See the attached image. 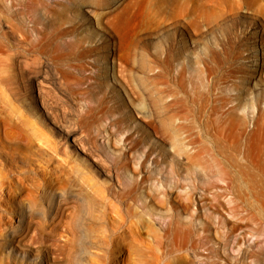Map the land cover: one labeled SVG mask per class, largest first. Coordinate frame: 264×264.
Instances as JSON below:
<instances>
[{"label":"rangeland","instance_id":"obj_1","mask_svg":"<svg viewBox=\"0 0 264 264\" xmlns=\"http://www.w3.org/2000/svg\"><path fill=\"white\" fill-rule=\"evenodd\" d=\"M26 1L0 0V238L7 231L18 230L19 215L28 213L25 224L42 222L47 232L53 230L51 237L43 240L47 245L43 242L39 250L52 247L58 264H140L126 244L116 245L135 223L142 246H152L141 252L142 264H264V0H177L180 17L172 16L169 22H161L159 0L133 5V11L125 15L128 17L115 21L112 17L117 8L121 10L132 0H122L115 7L106 6V0H91L94 10L88 20L66 14L69 23L64 26L92 36L93 43L83 45L84 58L63 62L48 53H34L35 57L29 51L27 58L19 57L21 70L5 69L1 61L5 48H15L16 39L9 28L17 22L27 25L30 31L29 42L22 44L25 48L41 36L45 39L43 29L49 27V19L73 0H43L42 10L40 7L37 12L44 21L33 18L36 5L31 7ZM75 37L64 36L59 41L72 42ZM182 44L188 49L185 55ZM108 52L114 59L113 85L109 77V81L103 79L98 62ZM195 55L205 59L215 74H231L226 96H240L245 112L228 115L234 124L218 122L223 137L197 133L201 134L200 143L187 142L192 147L189 152L197 145L211 149L207 148V156L187 158L188 163L180 167L169 159L179 143V125L186 123L179 110V95L191 100V81L195 83L194 74L204 68L195 64ZM42 61L49 63L48 69L40 70ZM35 74L39 78L32 86L30 77ZM179 76L188 87L186 91L179 90ZM238 76L256 78L257 90H251L246 82L238 84ZM142 78L146 84L140 83ZM135 108L141 109L139 115ZM69 132L75 140L84 141L85 154L76 151ZM236 144L243 152L234 151ZM91 159L111 171L113 179L97 173ZM203 161L217 166L203 167ZM115 175L121 179L119 185ZM83 177L104 190L105 208L79 188ZM208 186L207 197L202 199ZM181 191H192L190 203L181 199ZM72 193L74 200H81H71ZM80 194L87 195L84 201ZM174 220L179 230L172 227ZM188 225L192 228L189 234L185 230ZM76 226L85 237H80L81 249L64 244L67 236L73 238ZM154 231L155 238L151 235ZM3 258L2 264L25 263L15 257L8 259L7 254Z\"/></svg>","mask_w":264,"mask_h":264},{"label":"bare ground","instance_id":"obj_2","mask_svg":"<svg viewBox=\"0 0 264 264\" xmlns=\"http://www.w3.org/2000/svg\"><path fill=\"white\" fill-rule=\"evenodd\" d=\"M21 1V0H20ZM26 1V0H25ZM122 0H106L104 2V4L106 6H116L117 4H119V2L121 3ZM146 1L149 2V0H132L130 2L129 5H126L125 7H122L121 10H118L119 7L117 8V12L115 13V16L112 17L113 20L112 21H115L116 19L118 18H122V16L124 17L125 15H128V13H130V10H132L130 7L135 5V6H138V4H142V3H145ZM157 1V0H156ZM162 0H159L158 2V5L160 8H157V12L158 14L161 15V19L162 21L161 22H169L170 20H172V16L173 18L175 17H180V15L178 14L179 13V1L177 0H163L162 2H160ZM17 2V1H16ZM29 2L28 4L31 5V7H34L35 5L37 6V9H36V6H35V10H36V17H33L35 18L37 21H44V18L45 17H42L41 15H39V13L37 12V10H39V8L41 7V10H42V6L44 3L43 0H27L26 3ZM95 2V1H94ZM146 2V3H148ZM153 2V1H152ZM155 2V0H154ZM22 3H24L23 1L18 3L19 5H22ZM162 3V4H161ZM102 5V4H101ZM125 5V4H124ZM146 5V4H145ZM156 5V4H155ZM25 6V5H23ZM147 6V5H146ZM145 6V7H146ZM149 6V5H148ZM239 6V5H238ZM30 7V6H28ZM93 2L91 3V0H73L70 5L68 6H63V11H61L60 13H56L54 14V18L53 19H49L50 21V25L49 27H46L47 28H44L43 30L46 31V38L44 39V36H41L42 39L41 40H37V42H33L32 44H26L27 47L23 48L22 44L27 40V35H28V32L30 30H28V27H26L27 25H23L22 23L20 22H17L15 24L17 25H11L12 28H9L11 29L10 31L12 32V35L16 38L13 42V44L15 45V48H9L6 44L4 47L6 51V55L3 56V60H1L5 66V69H13L12 67H17V69L19 68L21 70V64L19 62V59L22 57H26L27 58V55L26 53L27 52H31V53H37V56H41V54L43 53H48V56L49 54L51 56H54L55 58H59V59H63V62H65L66 60L65 59H74V60H77V59H80L82 58L86 52H85V49L83 48V45L86 44L87 42H90L91 44L93 43V38L91 35H89L88 33H84L83 32H80V34L76 33L75 31V28L74 30H71L69 31V27L68 28H65L64 26H66L68 23H69V19L67 18L68 14L71 15L72 17L74 18H77V19H83L84 21L88 20L89 16L91 17L92 15V11L94 10L93 9ZM103 7V6H102ZM24 8V7H23ZM44 8V7H43ZM106 8V7H104ZM134 8V7H133ZM152 8V7H151ZM156 8V7H155ZM136 9V7H135ZM20 10V9H18ZM17 10V11H18ZM44 10V9H43ZM104 10V9H103ZM33 11V10H32ZM133 11V10H132ZM12 12V11H11ZM21 12V11H20ZM199 12V11H198ZM9 13V10L8 12ZM23 13V12H21ZM110 13V12H109ZM24 14V13H23ZM34 14V13H32ZM44 14V13H42ZM67 14V15H66ZM95 14V13H94ZM113 14V13H112ZM155 14V13H154ZM178 14V16H176ZM195 14V13H194ZM9 15V14H8ZM111 15V14H110ZM202 15V14H201ZM19 16V15H18ZM53 16V15H52ZM112 16V15H111ZM171 16V18H170ZM175 16V17H174ZM7 17V16H5ZM26 17V16H25ZM30 17V16H29ZM125 17H128V16H125ZM31 18V17H30ZM29 18V19H30ZM108 18V16H107ZM106 18V19H107ZM111 18V17H110ZM110 18L107 19L108 21H110ZM111 18V19H112ZM195 18V17H194ZM8 19V18H7ZM6 19V20H7ZM10 19V18H9ZM100 19V18H99ZM160 19V20H161ZM197 19V18H196ZM195 19V20H196ZM206 20V19H205ZM99 21V20H98ZM96 21V26L99 25V22ZM127 21V20H126ZM189 21V20H188ZM192 21V20H191ZM210 21V20H209ZM14 22V21H13ZM33 22V21H32ZM199 22V21H198ZM203 22V21H202ZM41 23V22H40ZM53 23V24H51ZM38 24V23H37ZM32 25V24H31ZM173 25V24H172ZM171 25V26H172ZM191 25V24H190ZM200 25V24H199ZM207 25V24H206ZM9 26V25H8ZM101 26V25H100ZM197 26V25H195ZM208 26V25H207ZM206 26V27H207ZM93 27V26H92ZM193 27V26H192ZM198 27V26H197ZM209 27V26H208ZM43 28V27H42ZM102 28V27H101ZM196 28V27H195ZM202 28V27H201ZM24 29H27V30H24ZM32 29V28H31ZM194 29V27L192 28ZM197 29V28H196ZM84 30V29H83ZM199 30V28H198ZM203 30V29H202ZM42 32V31H41ZM44 34V33H43ZM41 34V35H43ZM255 34V33H254ZM257 34V33H256ZM45 35V34H44ZM98 34H96L97 36ZM12 36V37H13ZM66 37V36H76L75 40H73L72 42L69 41V42H60V38L62 37ZM6 37V35H5ZM40 37V38H41ZM256 37V36H255ZM36 41V40H35ZM5 42V41H4ZM29 42V41H28ZM3 43V42H2ZM6 43V42H5ZM253 43V42H252ZM182 46H184V44H182ZM97 47V46H96ZM227 47H225L224 49L226 50ZM14 49V50H13ZM183 50V55L187 54L188 52V49L185 48V46L182 48ZM181 50V51H182ZM228 51V49H227ZM14 52V53H12ZM207 53V52H206ZM32 54V55H33ZM219 54V53H218ZM224 54V53H223ZM29 55V54H28ZM31 55V54H30ZM29 55V56H30ZM35 55V54H34ZM46 55V54H45ZM254 55H257V53H254ZM35 55V57H37ZM20 57V58H19ZM45 57V56H44ZM181 57V56H180ZM217 57V56H216ZM220 57V56H219ZM39 58V57H38ZM84 58V57H83ZM20 59V60H21ZM195 59H196V63L195 64H199L200 66H204V68L202 67L201 71H196V74L195 77H197V81L195 83H192L191 81V90L194 91V94L192 93V97H191V100H185V98L183 97H180L181 95H179V110L180 112H183L184 114V120H185V124H180L179 125V143L175 144V146L173 147L174 149V157L173 158H170L169 160H171V163L172 165L176 162L177 164H179V166H184L185 164L188 163L187 161V158H195L197 156H207L208 154V149H211L210 147H207L204 146V145H197L194 149L193 152H189L191 150L192 147H188V143L187 142H190L192 144H199L200 141H199V138H201V134H197V133H204L207 137V135H211V137L213 136L215 139L216 138H219L220 137H223L222 135L220 134H223L221 132L218 133V127L217 125H219L218 122L221 123H226L227 120L229 119L228 118V115H231L233 111H244L245 109V104L242 103L241 100H239L240 96L237 97L235 95V97L233 98L232 96L228 97L226 96L227 94V90L230 91V88L231 86L230 85H227L226 83L228 82V78H230L231 74L229 75L227 72L225 71H218L216 72V74L213 72V68L210 67L209 63L204 59L202 60L201 58H199L197 55H195ZM194 59V60H195ZM25 60V59H24ZM38 60V59H36ZM101 62L100 64L101 65V70L100 72L102 74H104V80L107 81L108 80V77L110 78V81L112 83V85L115 83V77H114V74H113V64H114V59L112 58V56L110 55V53H105V54H102V56L100 57V59H98V62ZM165 61V60H164ZM213 61V59H212ZM216 61V60H215ZM25 62V61H24ZM32 62V61H31ZM38 62V61H37ZM69 62V61H68ZM256 63H257V60H256ZM27 64V63H26ZM67 64V62H66ZM215 64V63H214ZM213 64V65H214ZM217 64V63H216ZM254 64V63H253ZM2 65V64H1ZM212 65V66H213ZM220 65V64H219ZM223 65V64H222ZM3 66V65H2ZM25 66V65H24ZM32 66V65H31ZM41 69H48L49 68V63L47 62H44L42 61L41 64ZM64 66L66 67V65L64 64ZM221 66V65H220ZM38 67V66H37ZM199 67V66H198ZM213 67H216V66H213ZM34 68V66H33ZM61 69H65L63 67V65H61L60 67ZM68 68V67H67ZM18 69V70H19ZM26 69V68H24ZM32 67L29 69L31 70ZM36 69V68H35ZM59 69V68H58ZM190 69V68H189ZM185 70V69H184ZM197 70H200V68H198ZM218 70V69H216ZM7 71V70H6ZM12 71V70H11ZM38 71V70H37ZM58 71V70H57ZM59 71H66V70H59ZM40 72V71H39ZM45 72V71H44ZM43 72V73H44ZM180 74H181V71H179ZM186 72V71H185ZM191 72V71H190ZM38 73V72H37ZM41 73V72H40ZM56 73V72H55ZM34 74V73H33ZM65 74V73H64ZM29 75V74H28ZM52 75V74H51ZM184 75V74H183ZM235 75V74H233ZM25 76V75H24ZM54 76V75H53ZM28 77V76H27ZM41 77V76H40ZM55 77V76H54ZM193 77V75H192ZM13 78V77H12ZM30 84H32V86L35 84V82L38 80L39 77H37V74L33 75L32 77H30ZM53 78V77H52ZM58 78V77H57ZM183 78V77H182ZM182 78L179 76V90L180 91H183L185 89H188V87L185 85V82L184 80H182ZM184 78H185V75H184ZM234 78V77H233ZM231 79V78H230ZM235 79V78H234ZM27 80V81H28ZM59 80V79H58ZM187 79H185L186 81ZM190 80V79H189ZM192 80V79H191ZM236 80L238 81V84H240L241 86L244 85V83L246 82V84H248V86H250V89L251 90H257V86H258V82L256 80V78L250 76L248 77V79L244 78V77H237ZM26 81V80H25ZM109 81V80H108ZM195 81V80H193ZM9 83V81H7ZM13 82V80H12ZM62 82V81H60ZM188 82V81H187ZM233 82H236V81H233ZM29 83V82H28ZM41 83V82H40ZM58 83V82H57ZM140 83H143V84H146L144 82V78H142L140 80ZM190 83V81H189ZM80 84V83H79ZM229 84V83H228ZM234 84V83H233ZM232 85V88L235 90L236 87H234V85ZM237 84V83H236ZM235 84V86H236ZM10 85V84H9ZM24 85V84H23ZM29 85V84H28ZM103 85V84H102ZM35 86V85H34ZM62 86V85H61ZM27 87V86H26ZM144 87V85H143ZM146 87V86H145ZM32 88V87H31ZM233 89H231V91H233ZM13 90V89H12ZM43 90V89H42ZM190 90V89H189ZM239 90V89H238ZM241 90V89H240ZM101 91V90H100ZM186 91V90H185ZM188 91V90H187ZM15 92V91H14ZM41 93V88L40 90H38V95ZM191 93V91H190ZM181 94V93H180ZM187 94V93H186ZM239 94V93H238ZM241 94V93H240ZM239 94V95H240ZM40 97V96H39ZM103 103V97L100 99L99 101V106H101ZM194 104L193 108H190L191 105H187V104ZM251 103L254 104V102L251 101ZM231 104V107L228 108L227 110L225 109V107L227 105ZM192 107V106H191ZM252 107V106H251ZM136 111L135 113L137 115L140 114V110L135 108ZM223 110L228 111L226 114H224ZM145 111H143L142 113H144ZM223 112V113H222ZM141 113V115H142ZM262 113V112H261ZM145 114V113H144ZM182 114V115H183ZM214 115H216L217 117H214ZM233 115V114H232ZM263 120H264V117H263ZM229 121V120H228ZM234 120H230L229 122L227 123H232L234 124L235 121L233 122ZM172 122V121H171ZM196 123V124H195ZM193 124H195V126H193ZM163 126V125H162ZM170 126V125H169ZM167 127V126H166ZM221 127V126H220ZM224 129V127H222ZM220 129V128H219ZM200 130V132H199ZM68 131V130H67ZM175 132V131H174ZM223 132V131H222ZM173 133V132H172ZM74 134L72 132H69L67 133V136L71 137L73 136ZM204 137V136H203ZM205 137V138H206ZM225 137V136H224ZM77 138V137H76ZM177 138V137H175ZM208 138V137H207ZM80 139V138H79ZM85 139V138H84ZM214 139V140H215ZM186 140V141H185ZM210 141H212L210 138H209ZM72 145H74L76 151H81V153L85 154V145H84V141L82 142L81 139L80 141L78 140H75L74 136H73V140H72ZM218 141V140H217ZM236 141V140H235ZM199 142V143H198ZM204 142V141H203ZM206 142V141H205ZM213 142V141H212ZM86 144V143H85ZM191 145V144H190ZM206 145V144H205ZM79 146V147H78ZM173 146V144H172ZM208 146V145H207ZM197 148V150H196ZM74 149V151H75ZM90 150V149H89ZM213 150V149H212ZM234 151L235 152H243L242 149H241V145L240 144H236L234 145ZM214 152V151H213ZM96 158V157H95ZM92 160V168L99 174L101 175H104L106 176L107 178H109L110 180L113 179V174L110 173L111 171L109 170H106V169H103L102 167H100L97 162H95V160L91 159ZM168 161V160H167ZM204 165L206 167H212V166H217V164L213 165L211 164V162H208V161H203V167ZM108 168V167H107ZM226 173V172H225ZM116 176V181H117V184L119 185V183L121 182L120 178L118 175H115ZM82 177V176H81ZM87 177V175H86ZM3 184V183H2ZM209 185V184H208ZM3 186V185H1ZM79 188L82 190V191H86L87 192V195H90L92 196L90 199L94 200L97 202V204H99L101 207L105 208V205L107 203V198L105 196V192L104 190H102L99 186H97L96 184H94V182L90 179H87L85 177L81 178L80 181H79V184H78ZM8 188V187H7ZM174 188V187H173ZM186 188V186L183 188V190ZM9 189V188H8ZM79 189V190H80ZM5 190V189H4ZM78 190V191H79ZM182 190V189H181ZM210 190L209 186L208 187H205V191L203 192V194L201 195L202 199L207 195V192ZM77 191V190H76ZM69 193V192H68ZM80 193V192H79ZM180 195H181V199L184 200L185 204L186 202L190 203V195H192V191H185V192H179ZM3 194V193H2ZM73 194V193H72ZM75 194V192H74ZM72 195L73 201H78V200H81L80 198H77L76 200H74L76 198L75 195ZM77 194V193H76ZM256 194V199L258 200L259 199V196H258V193H255ZM61 195V194H60ZM70 195V194H69ZM68 195V196H69ZM84 196V197H87ZM179 195V196H180ZM8 196V195H7ZM32 196V195H30ZM67 196V197H68ZM78 196V195H77ZM80 197L81 194L79 195ZM53 197V196H52ZM64 197V196H63ZM62 197V198H63ZM66 197V196H65ZM70 197V196H69ZM82 197V200L83 198ZM207 197V196H206ZM61 198V200H62ZM71 198V197H70ZM200 198V199H201ZM52 199V198H51ZM54 199V197H53ZM66 199V198H65ZM89 199V197L87 198ZM60 198H59V202L61 201ZM91 200V201H92ZM30 201V200H29ZM53 201V200H52ZM51 201V202H52ZM57 201V200H55ZM54 201V202H55ZM72 201V202H73ZM84 201V200H83ZM203 201V200H202ZM259 201V200H258ZM82 202V201H80ZM77 203V202H76ZM75 203V204H76ZM90 203V202H89ZM95 203V202H94ZM187 203V204H188ZM28 204V203H27ZM59 204V203H58ZM80 204V203H79ZM78 204V205H79ZM82 204V203H81ZM108 204V203H107ZM58 206H61V205H58ZM99 206V207H100ZM219 206V205H218ZM28 208V207H27ZM30 208V207H29ZM33 208V207H32ZM115 208V207H114ZM235 209V208H234ZM24 210V209H23ZM26 210V208H25ZM29 209H27L26 212H28ZM56 210V208H55ZM59 210V209H58ZM61 210V209H60ZM114 210V209H113ZM116 210V209H115ZM237 210V209H236ZM36 211V210H35ZM50 211V210H49ZM102 211V210H101ZM24 212V211H23ZM59 212V211H58ZM32 213V211H31ZM35 213V212H33ZM40 213V212H39ZM54 213V212H53ZM61 213V211H60ZM116 213V211H115ZM26 214V213H25ZM25 214L23 213L22 215H19L21 216V219L19 220V228L18 230H14V231H7L8 233L6 234V236H2L3 239L0 238V264H2V262L5 260V258H3V255L7 254V258L9 259V256L10 257H15V258H19V259H22L21 261H24L25 263L24 264H44V262L42 261V259L45 260V264H58L56 262H54V254H51V250L52 247L47 250V249H42V250H39V246L43 244V240H45V236L50 238L48 235H51L53 234V230L50 232H47L48 228L45 227V224L42 223V222H38V224L36 225H28V224H31V223H26L25 224ZM28 214V213H27ZM26 214V215H27ZM41 214V213H40ZM57 214V211L56 213ZM49 215V214H48ZM54 215V214H53ZM30 216V215H29ZM32 216V215H31ZM114 216V215H113ZM120 216V215H119ZM53 217H56V215H54ZM51 217V218H53ZM123 217V216H122ZM122 217H118L119 219H121ZM30 218V217H29ZM34 218V216H33ZM46 218V217H45ZM58 219H62L60 217H56ZM55 218V220H56ZM115 218H117L115 216ZM52 221V219H50ZM54 220V218H53ZM133 220V219H132ZM39 221V220H38ZM50 221V222H51ZM59 221V220H58ZM122 221V220H121ZM129 221V219H128ZM175 221V220H174ZM32 222V221H31ZM37 222V221H36ZM54 222V221H53ZM63 222V221H62ZM127 222V220H126ZM133 222V221H132ZM137 222V220H136ZM141 222V221H140ZM3 223V222H2ZM34 223V220L32 222V224ZM44 225H42V224ZM59 223H61L59 221ZM59 223L57 222V224L59 225ZM64 223V222H63ZM122 223V222H121ZM134 223V222H133ZM4 224V223H3ZM35 224V223H34ZM56 223H53V225H55ZM125 224V223H124ZM131 224V223H130ZM135 224V223H134ZM134 224H131L129 227H128V239L129 241H127V236L125 237H119L117 240L118 243H116L117 246H120L121 243H124L127 245L128 248L131 249L132 253L135 255V257L133 256L134 259L138 260V262L140 264H142L141 262V252H143V250L145 251L146 249H152V246L148 243H145L146 246H142V242H143V239L140 237V233L135 229V225ZM140 224V223H139ZM47 225V223H46ZM75 225V224H74ZM105 225V224H104ZM190 225V224H189ZM186 226V232L187 234H189L191 232V225L190 226ZM57 227V225H55ZM53 226V227H55ZM115 226V225H114ZM138 226V225H137ZM174 226L175 229L179 230V223L177 221L173 222L172 223V227ZM185 226V225H184ZM1 227V226H0ZM51 228V226H49ZM52 227V228H53ZM117 227V226H116ZM5 228V226H4ZM11 228V227H10ZM72 228V227H71ZM100 228V227H99ZM102 228V227H101ZM100 228V229H101ZM182 228V227H181ZM7 229V228H6ZM4 229V230H6ZM20 229V230H19ZM74 232L73 233V238L72 239H69L67 236L66 238V241H64V244L67 245V246H70L71 248L73 247H79V249L82 248V244H81V238L80 237H84V235H81V231H80V228L79 227H74L72 228ZM71 229V230H72ZM97 229V228H96ZM3 230V231H4ZM9 230V229H8ZM82 230V229H81ZM106 230V228L104 229ZM118 230V228L116 229ZM102 231V230H101ZM113 231V230H112ZM111 231V232H112ZM151 231V230H150ZM188 231H190L188 233ZM68 232V231H67ZM100 232V231H99ZM193 232V231H192ZM71 233V232H70ZM69 233V234H70ZM79 233V234H78ZM152 233V231H151ZM4 234V233H3ZM67 234V233H66ZM88 234V233H87ZM108 234V233H107ZM114 234V232H113ZM55 235V234H54ZM53 235V236H54ZM109 235V234H108ZM121 235V234H120ZM142 235V234H141ZM153 238L156 237V234H155V231L153 234ZM86 236V235H85ZM88 236V235H87ZM103 236H106V235H103ZM64 237V236H63ZM66 237V236H65ZM82 237V238H83ZM85 238V237H84ZM83 238V240H84ZM103 238V237H102ZM112 238V237H111ZM158 238V237H157ZM67 239H69V241L67 242ZM104 239V238H103ZM63 240V238H62ZM112 240V239H111ZM159 240V239H157ZM89 241V240H88ZM52 242V241H51ZM45 243V242H44ZM67 243V244H66ZM158 243V242H157ZM46 244V243H45ZM64 244L62 246H64ZM84 244V243H83ZM122 244V245H124ZM47 245V244H46ZM61 245V244H60ZM125 245V246H126ZM44 246V245H43ZM55 246V244H54ZM61 246V247H62ZM81 246V248H80ZM124 246V247H125ZM140 246H142L143 248H141ZM49 247V246H48ZM123 247V246H122ZM54 248V247H53ZM76 248V251H78ZM107 248V247H106ZM75 249V248H74ZM72 250V249H70ZM84 250V249H82ZM60 251V250H59ZM81 251V250H80ZM79 251V252H80ZM100 251H102V249H100ZM58 252V251H57ZM71 252V251H70ZM75 252V251H74ZM83 252V251H81ZM80 252V253H81ZM153 252V251H152ZM151 253V252H150ZM70 254V253H69ZM76 254V253H75ZM149 254V253H148ZM54 255V256H53ZM67 255V254H66ZM83 255V254H82ZM69 257V255H68ZM75 257V256H74ZM159 257V256H158ZM60 258V256H59ZM71 258V256H70ZM73 258V257H72ZM4 259V260H3ZM56 259V258H55ZM116 260V259H115ZM112 261V260H111ZM160 261V260H159ZM73 262H76V260L74 259ZM79 262H77L78 264ZM119 263V262H118ZM137 263V262H136ZM157 263V262H156ZM8 264H11L8 262ZM22 264V262H21ZM76 264V263H75ZM146 264V263H145Z\"/></svg>","mask_w":264,"mask_h":264}]
</instances>
